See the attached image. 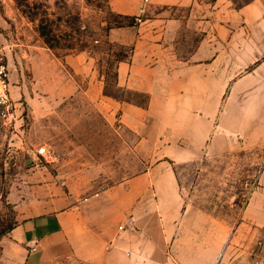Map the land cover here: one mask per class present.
<instances>
[{"label": "rangeland", "instance_id": "1", "mask_svg": "<svg viewBox=\"0 0 264 264\" xmlns=\"http://www.w3.org/2000/svg\"><path fill=\"white\" fill-rule=\"evenodd\" d=\"M114 1L0 0V54L18 104L14 123L0 119V242L22 218L47 211L51 198L62 197L60 206L95 199L150 166H168L188 206L210 214L217 263L264 264V106H256L259 85L249 79L264 59V0L249 13L242 8L256 0H192L182 5L197 9L192 17L165 5L164 18L182 20L159 50V90L201 89V79L189 83L181 72L210 59L207 143L194 149L176 134L168 157L154 116L142 133L122 121L119 103L146 107L148 93L117 83L118 59L130 60L138 44L145 49L138 42L150 23L157 28L164 3L139 0L130 15ZM81 52L91 73L65 60ZM172 70L179 74L171 79ZM73 263L80 264H61Z\"/></svg>", "mask_w": 264, "mask_h": 264}, {"label": "crops", "instance_id": "2", "mask_svg": "<svg viewBox=\"0 0 264 264\" xmlns=\"http://www.w3.org/2000/svg\"><path fill=\"white\" fill-rule=\"evenodd\" d=\"M160 2L164 3V8L160 9L159 18L153 19L157 28L150 23L149 32L138 42L145 43V49L138 44L130 60L118 63L117 83L148 93L146 107L128 101L119 103L123 110L122 121L128 128L142 133L146 118L154 116L152 126L163 128L156 132L166 135L164 155L168 157L172 149L169 143L174 142L172 138L176 134L182 138L188 136L194 149H201L207 143L210 59L201 65L185 67L181 72L182 78L189 83L201 79V89L186 85V90L176 93L172 83L166 92L159 90L157 80L165 61L163 50H159L170 46L168 37L182 20L180 17L164 18L169 9L165 5L180 6L178 10L184 14L190 11L191 17L197 10L191 5L182 6L191 4L192 0ZM256 5L257 0L244 6L242 11L257 10ZM138 7L139 0L114 1V9L122 13L137 14ZM146 9L149 11L152 7ZM65 60L91 73L88 53L67 54ZM170 73L171 79L179 74L173 70ZM253 73L249 79L254 77L256 86L259 85L256 95H260L255 104L264 106V59ZM142 141L149 142L145 137ZM61 198L49 199L47 211L22 218L2 237L0 264H61L67 261L80 264H218L214 244L210 241V214L198 213L188 206L182 196V186L168 166H150L95 199L79 203L69 201L60 206ZM100 198L105 201L101 206ZM34 246L36 249H32Z\"/></svg>", "mask_w": 264, "mask_h": 264}, {"label": "built area", "instance_id": "3", "mask_svg": "<svg viewBox=\"0 0 264 264\" xmlns=\"http://www.w3.org/2000/svg\"><path fill=\"white\" fill-rule=\"evenodd\" d=\"M144 11V9H142ZM18 118V104L10 93V74L6 58L0 54V119L12 124ZM44 151V149H43ZM32 249H36L34 246Z\"/></svg>", "mask_w": 264, "mask_h": 264}, {"label": "trees", "instance_id": "4", "mask_svg": "<svg viewBox=\"0 0 264 264\" xmlns=\"http://www.w3.org/2000/svg\"><path fill=\"white\" fill-rule=\"evenodd\" d=\"M18 1V0H17ZM121 16H124V17H131V16H129V15H123V14H120ZM132 18V17H131ZM42 35H47L46 34V32H45V30H42ZM123 60H125V57H120L119 59H118V61L120 62V61H123ZM14 226H12L11 228H9L7 231H9L10 229H12Z\"/></svg>", "mask_w": 264, "mask_h": 264}]
</instances>
